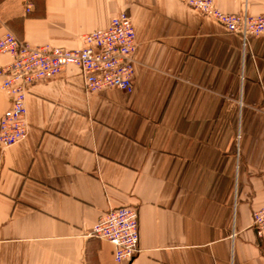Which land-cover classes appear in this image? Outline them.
Masks as SVG:
<instances>
[{"label": "crops", "instance_id": "1", "mask_svg": "<svg viewBox=\"0 0 264 264\" xmlns=\"http://www.w3.org/2000/svg\"><path fill=\"white\" fill-rule=\"evenodd\" d=\"M216 5L264 14V0ZM122 11L131 94L88 92L74 64L29 88L28 132L0 149V264H264V35L245 43L181 0H0V36L81 48ZM10 105L0 88V120ZM123 205L139 210L129 263L89 235Z\"/></svg>", "mask_w": 264, "mask_h": 264}, {"label": "built area", "instance_id": "2", "mask_svg": "<svg viewBox=\"0 0 264 264\" xmlns=\"http://www.w3.org/2000/svg\"><path fill=\"white\" fill-rule=\"evenodd\" d=\"M181 1L240 35L245 43L249 37L264 35V14L252 15L247 10L225 12L218 8L216 0ZM82 41L81 48L69 49L50 44L33 45L11 31L0 36V57L11 58L9 63L0 64V88L11 99L0 120V149L15 144L28 132L29 88L59 75L67 65L81 68L90 93L111 87L128 94L134 91L137 40L133 19L126 11L113 16L107 27L86 33ZM252 226L259 236L263 235L264 204L253 211ZM89 235L109 241L115 260L129 263L141 250L138 208L130 205L109 208L98 218Z\"/></svg>", "mask_w": 264, "mask_h": 264}, {"label": "rangeland", "instance_id": "3", "mask_svg": "<svg viewBox=\"0 0 264 264\" xmlns=\"http://www.w3.org/2000/svg\"><path fill=\"white\" fill-rule=\"evenodd\" d=\"M261 36V35H260ZM253 37V36H252ZM123 206H125V205H123Z\"/></svg>", "mask_w": 264, "mask_h": 264}, {"label": "bare ground", "instance_id": "4", "mask_svg": "<svg viewBox=\"0 0 264 264\" xmlns=\"http://www.w3.org/2000/svg\"><path fill=\"white\" fill-rule=\"evenodd\" d=\"M183 2V1H182ZM186 4V3H185Z\"/></svg>", "mask_w": 264, "mask_h": 264}]
</instances>
